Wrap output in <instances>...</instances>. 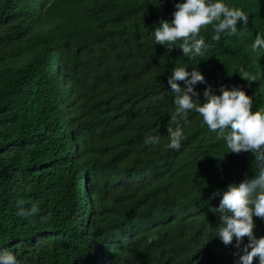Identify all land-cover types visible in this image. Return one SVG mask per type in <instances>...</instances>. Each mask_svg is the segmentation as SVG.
<instances>
[{"label":"trees","instance_id":"1","mask_svg":"<svg viewBox=\"0 0 264 264\" xmlns=\"http://www.w3.org/2000/svg\"><path fill=\"white\" fill-rule=\"evenodd\" d=\"M175 2L0 0V250L27 264H235L236 249L213 236L214 194L254 174L252 154L225 153L194 112L180 149L169 148L167 77L201 59L217 94L242 87L264 110V50L251 51L264 0H225L247 26L220 41L202 28L210 47L192 60L155 42ZM151 135L161 143L145 144ZM33 203L38 215H18Z\"/></svg>","mask_w":264,"mask_h":264},{"label":"clouds","instance_id":"2","mask_svg":"<svg viewBox=\"0 0 264 264\" xmlns=\"http://www.w3.org/2000/svg\"><path fill=\"white\" fill-rule=\"evenodd\" d=\"M159 3L160 0L158 6ZM174 9L171 20L160 19L154 24L155 42L169 51L178 46L183 56L190 60L196 57L203 59L210 47L205 37L199 35L202 28L213 25L212 39L220 41L222 34L237 35L238 23L239 26H247L249 22L248 14L241 7L229 6L225 0H176ZM261 50H264V33L257 32L251 51ZM198 62L181 64L167 77L175 105L171 117L175 126L167 128V146L180 149L185 135L184 125L190 122L189 115L194 112L202 117V126L206 125L210 132L216 134V139L224 141L228 149L225 153L252 154L254 174L251 177L245 175L239 182H230L225 190L214 194L220 199L212 208L219 218V227L213 236L225 246L231 245L236 249L234 255L238 258L235 264H253L254 258L258 259V264H264V236L257 237L254 232V217L264 219V110H252L253 97L242 87L221 84L217 94L199 70ZM189 65H192L191 70ZM239 74L248 81L255 80V76L243 69ZM179 81H183V86ZM198 84L206 85L203 98L197 90ZM144 143L159 145L161 137L148 136ZM39 213L40 207L35 203L30 209L21 206L18 210V215L25 218ZM46 219L41 217V220ZM0 264H27V261L18 258L13 251L2 249Z\"/></svg>","mask_w":264,"mask_h":264}]
</instances>
